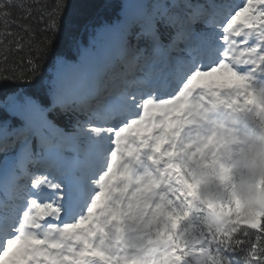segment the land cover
<instances>
[{
	"label": "snow or ice",
	"instance_id": "obj_1",
	"mask_svg": "<svg viewBox=\"0 0 264 264\" xmlns=\"http://www.w3.org/2000/svg\"><path fill=\"white\" fill-rule=\"evenodd\" d=\"M96 3L0 0V264H264V0Z\"/></svg>",
	"mask_w": 264,
	"mask_h": 264
},
{
	"label": "trees",
	"instance_id": "obj_2",
	"mask_svg": "<svg viewBox=\"0 0 264 264\" xmlns=\"http://www.w3.org/2000/svg\"><path fill=\"white\" fill-rule=\"evenodd\" d=\"M74 11L82 20L104 14V9L96 3V0H75ZM20 87H23V85H20Z\"/></svg>",
	"mask_w": 264,
	"mask_h": 264
}]
</instances>
